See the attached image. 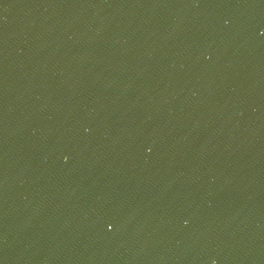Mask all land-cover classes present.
<instances>
[{"label": "water", "instance_id": "obj_1", "mask_svg": "<svg viewBox=\"0 0 264 264\" xmlns=\"http://www.w3.org/2000/svg\"><path fill=\"white\" fill-rule=\"evenodd\" d=\"M0 264H264V0H0Z\"/></svg>", "mask_w": 264, "mask_h": 264}]
</instances>
